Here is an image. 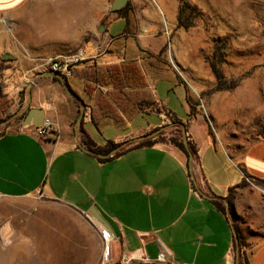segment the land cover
Wrapping results in <instances>:
<instances>
[{
    "label": "crops",
    "instance_id": "0c3cea01",
    "mask_svg": "<svg viewBox=\"0 0 264 264\" xmlns=\"http://www.w3.org/2000/svg\"><path fill=\"white\" fill-rule=\"evenodd\" d=\"M109 1L0 0V65L7 56L17 59L14 65L23 61L38 65V56L50 54L51 47L43 42L57 38L62 47L73 49L89 35L91 39L78 51L85 64L73 66L77 72L86 66L122 63L123 58H116L117 51L137 56L134 60L140 66L139 50L145 48L135 41V35L152 32L156 13L150 6L137 10L127 2L136 22L132 35L126 31L125 20L109 10ZM158 2L168 17L177 16L175 0ZM140 18L149 20L138 22ZM20 46L30 51L27 57H21ZM4 72L9 73L3 76L0 71V85L21 83L14 67ZM53 74L35 79L30 102L19 112L21 116L28 108L42 109L51 126L49 137L39 139L20 126L15 132L0 134V241H6V245L0 242V264L80 257L86 238L68 228L53 206L74 212L99 230L106 227L102 221L108 224L115 240L101 264H123L122 254L132 257L128 264H161L157 256L163 251L169 255L167 264H264V189L251 184L237 188L247 177L264 181L263 140L248 144L241 152L224 149L199 118L189 117L185 88L177 77L169 93L182 99L186 118L175 116L168 94H157L156 80L146 76L154 103L130 121L122 117V124L107 121L96 128L90 119L91 101L83 92L84 79L70 71ZM72 79L81 82L78 94L87 105L83 127L97 147L113 141L120 150L155 130H167L170 124L161 113L164 109L186 126L188 142L196 150L192 174L185 154L167 142L133 148L106 162L98 159L112 157L114 152L106 157L87 152L78 131L81 104L64 84L66 80L71 87ZM144 115L153 119L136 122ZM115 126L119 129L112 138L98 140L101 128ZM214 201L223 205V212ZM232 219L245 242L239 258ZM99 230L95 234L102 243ZM50 249L52 255L47 253Z\"/></svg>",
    "mask_w": 264,
    "mask_h": 264
},
{
    "label": "rangeland",
    "instance_id": "374dc122",
    "mask_svg": "<svg viewBox=\"0 0 264 264\" xmlns=\"http://www.w3.org/2000/svg\"><path fill=\"white\" fill-rule=\"evenodd\" d=\"M146 1L148 2L128 0L134 9L143 10L150 6L156 13L155 20H151L155 28L152 32L137 33L135 41L150 55L168 64L177 75L180 83L184 85L187 101L191 105L189 117L199 118L200 122L206 125L208 134L229 152H241L248 144L264 141V0H186L200 13L193 21V26L187 30L177 28V16L168 17L158 0ZM175 1L179 6L180 0ZM137 20L144 23L149 19ZM90 39L91 36L85 35L82 43L73 49L62 47L63 44L57 38L50 43L43 42V46L51 47L50 54L46 57L38 56L39 59L36 61L38 65L34 66L26 65L24 61L14 65L17 59L12 56L2 60L0 65L2 75H7L9 72L4 71L14 67L21 83L17 81L18 83H14L13 86L4 83L0 85V96H7L13 101L5 115V121L0 124V134L19 129L21 123L19 112L27 103L28 84L35 74L50 72L47 60L58 55H74L81 49L83 43ZM19 51L21 57H27L30 53L23 46L19 47ZM39 51H43L44 55L47 53L45 49ZM210 59L217 62L224 81L238 83L236 88L215 91L217 82L208 64ZM69 84L74 91L80 92L79 80L72 79ZM154 86L157 94L160 95L162 91L164 95L168 94L170 108L175 116L179 119L186 118L188 112L182 99L177 94L169 93V89L174 88L173 82L158 78ZM161 113L164 119L169 121L170 126L167 130L161 131L166 135L160 139L169 144L170 139L182 141L181 132L174 124L176 119L164 109ZM142 117L136 122H150L153 119L151 115ZM117 129L118 126L101 128L98 140L112 138ZM246 179L247 181H244L246 185L251 184L264 189L263 183L249 177ZM53 207L55 213H61L62 221L69 224L68 228L81 232L83 239L86 238V241H83L84 247L80 257L34 258L33 264H101L105 244L101 243L95 234L99 227L96 228L87 219L77 216L72 211ZM0 242L6 245V241ZM48 252L52 255V249ZM17 264L22 263L19 260Z\"/></svg>",
    "mask_w": 264,
    "mask_h": 264
},
{
    "label": "trees",
    "instance_id": "16d2710c",
    "mask_svg": "<svg viewBox=\"0 0 264 264\" xmlns=\"http://www.w3.org/2000/svg\"><path fill=\"white\" fill-rule=\"evenodd\" d=\"M129 4L124 8L120 9L116 13L122 17L127 25L126 31L132 35L136 31V22L129 14ZM198 10L195 6L190 5L186 0H180V5L177 12V28H183L185 30L193 26V21L197 18ZM113 50L111 49V52ZM109 51V53H111ZM117 51L116 58H123L124 61L120 64H111L108 66L97 67L95 65L86 66L77 72L72 65L69 67L70 73H77L80 77L84 79L83 92L87 96L88 100L91 101L90 107V119L91 123L98 128L100 124L104 122H112L115 125L122 124L124 117L126 120L130 121L140 112L143 107L151 106L154 103L152 94L147 89V83L145 77H149L152 80H157L162 78L168 81L176 79L177 75L171 70L168 64L162 62L159 58L150 55L147 51L140 52V58L142 60L139 66L134 60L133 55H125ZM128 54V53H127ZM86 61H80L77 64L83 65ZM76 64V65H77ZM210 70L217 82L215 91L232 90L238 86L237 82L227 83L224 81L223 74L217 64L213 59L208 60ZM56 80V79H54ZM64 84L72 94L76 95L79 100L82 101L78 93H76L64 80ZM83 102V101H82ZM79 108V104L75 102ZM84 106L87 105L83 102ZM189 109H191L190 103L187 101ZM13 105V101L7 96H0V123L5 121V115L9 108ZM24 114L21 115L20 121L23 119ZM176 128L181 132L179 124L180 121L176 119L174 121ZM186 127V126H185ZM78 131L82 133L80 137V143L86 148V150L92 151L100 156H108L111 151L118 147L113 141H107L105 146L97 147L92 139L88 136L87 132L83 127V120L78 124ZM156 131V130H155ZM153 131V132H155ZM152 132V133H153ZM163 133H159L158 138L155 140L146 139L138 142L136 145L123 148L115 152L112 157H107L103 159H98L100 162H106L112 158H116L124 154L125 152L133 148L150 147L156 143L164 142L161 136ZM169 142L174 145L177 149L182 151L186 156V151L183 146V141L177 142L175 139H170ZM189 150L193 154V159H196L195 148L188 143ZM246 178V177H245ZM257 180L264 184V181ZM246 185L243 181L237 185V188H242ZM232 191V190H231ZM214 205L220 211H224L223 205L219 201H214ZM233 221V227L237 235L238 245L245 246L244 238L239 230L238 226Z\"/></svg>",
    "mask_w": 264,
    "mask_h": 264
},
{
    "label": "water",
    "instance_id": "95a60500",
    "mask_svg": "<svg viewBox=\"0 0 264 264\" xmlns=\"http://www.w3.org/2000/svg\"><path fill=\"white\" fill-rule=\"evenodd\" d=\"M127 2L128 0H112V2L110 3V7H109V10L111 12H117L119 11L120 9H122L123 7H125L127 5ZM54 74L51 73V72H40V73H37L34 75V78L31 79L30 83L28 84V99H27V102L29 104L30 102V98H31V92H30V89L32 87V85L34 84L35 82V79L38 78V77H53ZM67 89V88H66ZM67 92L69 93V95L77 100L78 102H80L81 104V111H80V114H79V117H78V124L80 123L81 120H83L84 118V113H85V106L83 104V102L81 100L78 99V97L74 94H72L69 90H67ZM44 112L42 109H35V108H28L25 113H24V117L23 119L21 120V123H20V130L21 131H32V130H35L36 128L38 127H41L44 123ZM1 124V123H0ZM180 126V129H181V137H182V141H183V146L185 148V151H186V158H187V167L189 169V171L191 172L192 174V171H193V154L191 153V151L189 150V146H188V137H187V130H186V127L184 124H179ZM157 133H159V131H155L153 133H149L141 138H139V141L141 140H146V139H150L152 138L154 135H156ZM119 148L117 149H114L112 152H117ZM87 152H89L90 154H93V155H97V156H100L98 154H95L94 152L92 151H89L87 150ZM225 205L227 206V203L225 202ZM100 220H103L102 218H100ZM104 223V225L107 227V228H110L108 226V224L105 223V221H102ZM234 240H235V246H236V252H237V257L239 258V250H240V246L238 245V242H237V235L235 233V230H234Z\"/></svg>",
    "mask_w": 264,
    "mask_h": 264
},
{
    "label": "built area",
    "instance_id": "2783aa9c",
    "mask_svg": "<svg viewBox=\"0 0 264 264\" xmlns=\"http://www.w3.org/2000/svg\"><path fill=\"white\" fill-rule=\"evenodd\" d=\"M83 59L82 53L78 52L71 56H57L53 58H49L47 60V64H57V63H78ZM51 126L48 120H45L41 127L32 130V134H34L39 139H47L50 135ZM100 235L105 244L103 259L107 260L108 258V250L109 244L115 240V236L110 228H102L100 226ZM132 260V257L129 255L122 254L120 257V261L123 264H128ZM157 260L161 264L169 263V255L166 252H160L157 256Z\"/></svg>",
    "mask_w": 264,
    "mask_h": 264
},
{
    "label": "bare ground",
    "instance_id": "6f19581e",
    "mask_svg": "<svg viewBox=\"0 0 264 264\" xmlns=\"http://www.w3.org/2000/svg\"><path fill=\"white\" fill-rule=\"evenodd\" d=\"M77 63H57V64H47L50 71L55 74L68 73L69 67Z\"/></svg>",
    "mask_w": 264,
    "mask_h": 264
}]
</instances>
